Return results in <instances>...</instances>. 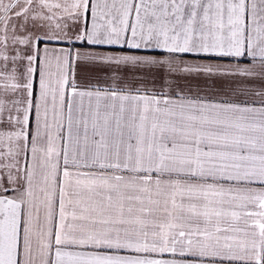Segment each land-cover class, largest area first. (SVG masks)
Wrapping results in <instances>:
<instances>
[{
    "label": "snow or ice",
    "instance_id": "snow-or-ice-1",
    "mask_svg": "<svg viewBox=\"0 0 264 264\" xmlns=\"http://www.w3.org/2000/svg\"><path fill=\"white\" fill-rule=\"evenodd\" d=\"M0 264H264V0H0Z\"/></svg>",
    "mask_w": 264,
    "mask_h": 264
}]
</instances>
